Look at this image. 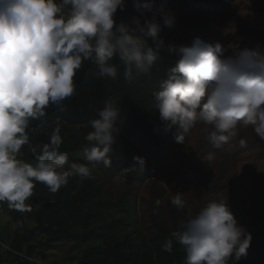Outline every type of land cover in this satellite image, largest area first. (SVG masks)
Here are the masks:
<instances>
[{
    "label": "clouds",
    "instance_id": "1",
    "mask_svg": "<svg viewBox=\"0 0 264 264\" xmlns=\"http://www.w3.org/2000/svg\"><path fill=\"white\" fill-rule=\"evenodd\" d=\"M133 2L139 17L117 23L115 14L124 10L126 0H0V203L30 212L26 201L36 182L56 193L73 176L91 178L87 164L111 166L109 153L118 138L114 125L120 116L111 104L89 122L92 131L84 137L91 145L84 150L87 164L65 169L68 154L59 151V126L49 143L38 146L34 164L18 159V154L29 144L31 122L41 121L50 105L63 110V101L74 95V77L84 61H92L101 76L113 80L117 57L126 80L151 71L164 40L156 14H146L152 12L151 0ZM160 16L166 26L175 22L174 15L163 10ZM229 47L232 53L226 55L228 49L220 43L200 38L190 46L169 47L177 58L153 97L159 119L168 128L177 127V143L183 144L198 123L212 127L207 138L218 150L238 136L240 127L252 126L264 140V53ZM31 152L35 155L37 147ZM133 161L140 168L145 164L141 156H133ZM171 204L183 209L182 193L172 194ZM171 235L185 251V264L239 261L247 256L252 240L235 219L227 196L209 200ZM172 243L168 239L164 250L171 252Z\"/></svg>",
    "mask_w": 264,
    "mask_h": 264
},
{
    "label": "rangeland",
    "instance_id": "2",
    "mask_svg": "<svg viewBox=\"0 0 264 264\" xmlns=\"http://www.w3.org/2000/svg\"><path fill=\"white\" fill-rule=\"evenodd\" d=\"M172 1L173 10L169 14L174 15L175 22L166 27L176 36L171 38L172 48L190 46L194 38H200L211 44L220 43L228 49L226 55L232 53L229 45L264 53V0ZM176 58L172 52L171 67ZM161 127V146L130 131L125 134L148 161V171L141 173L140 178L127 173L112 152L109 153L110 167L103 163L91 164L93 177L100 187L99 194L87 205L94 220L116 221V235L128 237L136 249L141 248L143 239L153 235V215L169 229L175 220L181 219L184 224L195 217L211 199L227 196L237 222L248 224L261 203L259 194H264V140L255 134L252 126L240 127L238 136L219 150L207 138L213 130L210 125L198 123L183 144L175 141L176 126L168 128L164 122ZM241 140L245 141L243 146ZM209 154H212L211 160L207 158ZM117 176L121 177L119 181L115 179ZM178 192L185 201L183 209L171 204L172 194ZM26 203L31 206L30 212H20L10 209L6 202L0 203V264H8L12 257L8 254L7 237L15 229L25 231L34 225L35 208L33 203ZM12 212L18 213L21 220L15 221ZM257 223H264V215ZM82 246L61 241L52 247H43L44 256L35 253L29 263L20 264H76Z\"/></svg>",
    "mask_w": 264,
    "mask_h": 264
},
{
    "label": "trees",
    "instance_id": "3",
    "mask_svg": "<svg viewBox=\"0 0 264 264\" xmlns=\"http://www.w3.org/2000/svg\"><path fill=\"white\" fill-rule=\"evenodd\" d=\"M148 0H139L143 4ZM172 0H151L152 12L156 14L160 35L164 44L160 48V59L157 60L146 75L134 76L132 80L124 77V65L119 58H114L117 67V78L113 80L101 76L96 65L86 60L74 77L76 85L72 97L63 101V110L55 106L46 109V116L41 121H32L29 131V144L22 146L18 159L28 163H35L40 155L38 146L49 143L53 130L59 126L63 143L60 152L68 154V163L87 164L83 157L85 148L91 145L84 139L92 131L90 121L98 119V112L106 104L119 108L120 116L114 127L118 129L117 143L111 147L112 155L118 157L121 167L135 178H140L141 173L148 171V161L131 143L128 136L130 131L136 135L161 146L163 130L158 110L154 107L153 92L159 90L160 82L166 78L171 68V38L176 37L166 29L160 16V11L169 13L173 10ZM67 11V7L65 8ZM140 12L133 0H126L124 10H117L114 19L117 23L130 22L133 17H139ZM143 22V21H142ZM180 21H176L180 24ZM193 22L199 23L198 20ZM151 43V42H150ZM125 132H122V131ZM32 147H37L34 155ZM133 156L145 159L143 168L136 165ZM101 165L102 162L96 163ZM90 177L81 179L73 176L67 185L62 186L56 193H51L47 186L36 182L33 196L29 202L33 203L34 225L25 231L14 230L8 236V254L11 260L8 264L29 263L35 253L44 256L41 249L49 248L61 241H72L73 246H82L76 258V264H185V251L172 237V233L181 231L183 222L175 220L171 228H166L153 215L154 233L148 239H143L140 249L128 238H119L116 235L118 224L113 222H97L87 205L92 198L100 192L99 184L93 177L95 174L91 164ZM260 205L257 207L249 223L242 225L252 236L247 256L239 261L230 258L228 264H264V223L257 222L264 215V194L260 193ZM7 205V203H6ZM8 206V205H7ZM15 221L21 216L11 213ZM248 226L255 227L249 230ZM172 239V251L164 250L163 245Z\"/></svg>",
    "mask_w": 264,
    "mask_h": 264
}]
</instances>
